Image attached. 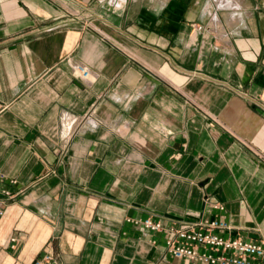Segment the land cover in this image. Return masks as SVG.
<instances>
[{"label":"crops","instance_id":"crops-1","mask_svg":"<svg viewBox=\"0 0 264 264\" xmlns=\"http://www.w3.org/2000/svg\"><path fill=\"white\" fill-rule=\"evenodd\" d=\"M0 182V264H205L148 217L264 241V0H0Z\"/></svg>","mask_w":264,"mask_h":264},{"label":"built area","instance_id":"built-area-1","mask_svg":"<svg viewBox=\"0 0 264 264\" xmlns=\"http://www.w3.org/2000/svg\"><path fill=\"white\" fill-rule=\"evenodd\" d=\"M88 16L79 11L70 13L68 17L60 19L58 25H69L78 22L86 25ZM79 75L87 80L90 71L81 64H76ZM77 117L64 113L62 123L73 125ZM8 186L0 182V216H3L5 205L13 199ZM216 208H223L219 203L210 204ZM141 224L145 229L161 231L166 235L165 247L174 258L198 260L205 264H264V241L255 242L240 237L230 238L220 234L228 227L224 219H206L191 225L166 226L161 221L151 217L132 220ZM34 264H56L53 253H45L36 258Z\"/></svg>","mask_w":264,"mask_h":264}]
</instances>
